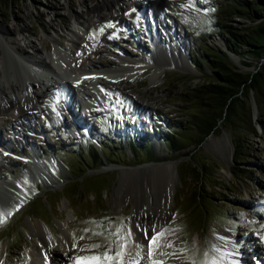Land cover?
<instances>
[{"label":"rangeland","instance_id":"1","mask_svg":"<svg viewBox=\"0 0 264 264\" xmlns=\"http://www.w3.org/2000/svg\"><path fill=\"white\" fill-rule=\"evenodd\" d=\"M81 1L0 0V30L8 28L6 40L22 45L18 23L27 15L30 34L42 41L40 47L52 53L53 38L65 49L69 31L80 29L71 14L80 11ZM169 1L160 8L162 20L172 25L167 33L151 28L149 0H138L118 18L85 17L94 36L87 39L104 41L112 54L90 44L72 61L78 65L97 62L120 75L117 80L111 74L91 81L89 105L75 97L70 100L75 102L73 108L67 95L81 94L84 79L80 83L62 80L26 116L0 114V215L11 213L0 223L3 264H29L35 251L49 253L50 261L41 264H85L77 258L99 256L109 249L115 255L117 243L125 244L123 264L130 252L140 254L144 263L164 253L163 264H206L216 245L210 235L213 229L230 236L238 264L244 260L261 264L257 258L264 257V57L245 56L251 61L245 66L244 58L235 56L234 63L244 72L258 74L256 93L249 91L245 99L251 106L255 133L248 130L242 108L230 125L219 126L197 145L195 131L188 129L197 106L184 95L205 81L209 71L196 68L195 53L203 44L225 52V41L211 31L208 0H192L193 7H187L189 0ZM227 22L238 29L257 23L240 16ZM0 58L6 79L19 83L28 75L44 81L36 72L18 71L20 63L14 62L1 39ZM172 134L180 139L177 151L165 142ZM94 150L100 163L92 157H96ZM150 162L154 165L137 171L141 178L135 183L125 180L135 171L117 167ZM163 164L173 165L177 179L170 211L155 231L173 229L165 240L173 247L156 248L150 257L151 236L144 238L140 249L135 246L132 202L141 193H154V206L163 204L168 180ZM119 173L124 174V184L135 190L115 204ZM37 223L41 236H36ZM129 232L131 237L125 239ZM256 246L260 253H255Z\"/></svg>","mask_w":264,"mask_h":264},{"label":"bare ground","instance_id":"2","mask_svg":"<svg viewBox=\"0 0 264 264\" xmlns=\"http://www.w3.org/2000/svg\"><path fill=\"white\" fill-rule=\"evenodd\" d=\"M126 1L127 3L125 4L123 0H98L97 3L92 4L89 0H82L80 11L71 14V18L80 29L73 32L69 31L68 44L65 49H63L62 46H60V43H58L56 40L53 38L50 39L54 47V51L52 53L50 52V49L46 47H40L42 41L40 39L35 40L30 34V29L26 23L27 15L19 21L20 23H18L19 37H21L20 41L22 42V45L19 42L15 43L14 45L10 44L5 37V35H7L9 32V29L1 28V41L6 45L14 62H18L21 65V68L18 71H22L23 73L24 69H26L36 72L41 76H44V81L43 79L41 81L38 77H30L28 75H25V77L22 76V81L19 83H14L10 79H6L1 69L2 59L0 58V82L2 83L0 86V114L5 113V115H7L9 113L12 116L18 117L20 115V117L25 114L27 115V112H31L36 108L38 99L47 98L52 93H54L56 91L55 85L60 84L59 82L62 80L80 83L82 82L81 80L84 79V85L80 91L81 94L77 92L72 95L67 93V95L70 97L69 101L71 99H75V97H78L80 102L89 105L92 102V94L90 91L91 81L98 82L99 80H104V77L109 75L111 76V74H114L113 76L115 77L113 78L114 80H117L120 75L117 74V71V73H114L115 71L112 70L111 67H102V65H99V63L97 64V62L90 60L87 61L86 64L82 62L78 65L76 62H73L75 61L73 60L75 58L73 55L78 53L81 54L85 47L91 46L90 44H92V46L98 48L100 52H104L111 56V49L108 44H104V41H95L94 43H91L89 39H87V35H89V38L93 36H91L92 34L90 32V25L86 21L85 17L88 14H92L94 20L99 21L105 17L118 18L120 17L122 11L134 7L138 2V0ZM149 2L151 3V6L147 11L151 17V28L155 29L156 31H165L164 33L170 32L172 25L165 23V21L162 20L160 8L170 4L171 2L169 0H149ZM157 37V39L160 40V37ZM24 48L28 50H25ZM47 59L49 60L48 62ZM120 61L123 62V60ZM61 72L65 76H62ZM70 72L72 73L71 75H69ZM22 73L20 74L23 75ZM82 75L88 76L84 77ZM2 79L4 81H2ZM33 88H35V92L34 90L32 91ZM73 96L74 98H71ZM70 102V104L73 105V108H76L74 105L75 102ZM19 123L22 124L23 122L21 121ZM224 141L227 142L226 139H224ZM152 165L154 164H151L150 166ZM150 166H144L143 168L140 167L136 170L130 168L119 169L135 171L130 172V177L128 176L125 178V180H131L133 183H135L141 178V174H137V171H141L144 168ZM108 168L110 171L115 170L113 167ZM161 169L163 170L165 179H168L166 191L164 192L165 195L163 197V204L154 206L155 203L153 204V202L154 198H156V196L152 197L154 193H141L140 197H136L135 201L132 202L133 224L136 233L134 242L135 246L139 249L141 247L140 243L144 242V238H146V233L147 236H152L154 234V230L160 224L161 220L168 215L170 211L169 207L173 203L175 194L174 178L177 179V175L175 176V173L173 172L174 167L172 164H163L161 165ZM123 177L124 174L123 176L120 174L119 185L113 197L115 204H119L127 195L130 196V193L134 192L135 190V188H130V185L124 184L125 180ZM139 198L144 199L143 203ZM65 203L68 204L67 201ZM150 210L151 213H149ZM4 219L5 216H3V220ZM35 229L37 233L36 236H41L40 234H42V232L40 231L41 229L39 223H37V228L35 227ZM210 235L216 245L214 249L210 250L212 255L207 257L206 264H238L236 257L238 253L231 246L230 236L220 229H213ZM250 239L252 243H254L256 240L253 236H251ZM254 251L255 253H260V250L257 246L254 248ZM43 260L50 261L49 253L35 251L31 256V261L29 264H41ZM153 260L165 261L166 256L162 254L157 258L145 263L140 259V254L138 253L130 252L125 257L126 264H152ZM257 260L261 264H264V257H259ZM0 262H2V260H0ZM56 263H58V261H56ZM59 264H66V262L62 261L59 262ZM243 264L252 263L244 260Z\"/></svg>","mask_w":264,"mask_h":264},{"label":"trees","instance_id":"3","mask_svg":"<svg viewBox=\"0 0 264 264\" xmlns=\"http://www.w3.org/2000/svg\"><path fill=\"white\" fill-rule=\"evenodd\" d=\"M205 4H207L211 31L221 35L229 51L240 58L264 57V0H227V2L208 0ZM234 16L257 23L238 29L227 22ZM198 48L199 54L195 53L196 68L207 69L209 73L205 81L184 95L186 100H191L197 106V111L190 117L191 123L188 126L190 131H195L193 137L196 144H201L219 126L230 125L233 119L239 117V110L242 108L246 110L248 130L255 133L251 106L245 104V99L248 98L249 91L253 90L256 93L258 74L242 71L226 52L215 45L203 44ZM242 60L243 65H250L251 61L245 58ZM236 127L243 128L240 125ZM165 142L170 149L175 151L181 149L180 139L173 134L166 136ZM94 152L96 157H92L100 163V155L96 154L95 150Z\"/></svg>","mask_w":264,"mask_h":264},{"label":"snow or ice","instance_id":"4","mask_svg":"<svg viewBox=\"0 0 264 264\" xmlns=\"http://www.w3.org/2000/svg\"><path fill=\"white\" fill-rule=\"evenodd\" d=\"M187 7H193L192 0H189V4L187 5ZM109 27H111V25H109ZM93 38H94V36H93ZM7 215H11V213L8 212V213H4V214L0 215V223L4 222L3 216H7ZM85 231L87 232L88 230L85 229ZM119 231L120 230L117 229V233H119ZM173 231H174L173 229H168V228L161 229L158 232H156L154 230V234L151 236V238L149 240V245H148V255L150 257L153 255V252L155 251L156 248H160V247L172 248L173 247V243L171 241L165 242L167 234L170 232H173ZM93 235H99V233H93ZM146 236H147V233H146ZM130 237H131V232L127 233V236L125 237V239L130 238ZM83 238L84 237L82 236L81 239H83ZM92 247L99 248L100 245H93ZM124 247H125V244L117 243L115 255H110L109 253H110L111 249H109V250L101 253L99 256L77 258V260L83 261V262H85V264H123V257H124L123 249H124ZM178 251L184 252L186 250L185 249H179ZM162 254H164V253H162ZM172 255H175V253H172ZM205 255H207V253H205ZM0 264H2V262H0ZM152 264H163V262L153 260ZM192 264H196V262L192 261ZM202 264H204V262H202Z\"/></svg>","mask_w":264,"mask_h":264},{"label":"water","instance_id":"5","mask_svg":"<svg viewBox=\"0 0 264 264\" xmlns=\"http://www.w3.org/2000/svg\"><path fill=\"white\" fill-rule=\"evenodd\" d=\"M221 36V35H220ZM222 38V37H221ZM222 40H224L223 38H222ZM225 41V40H224ZM224 44H225V52H226V54L228 55V57L235 63L236 62V57H235V55L231 52V51H229V49L227 48V46H226V43L224 42ZM151 164H153L152 162H150V163H145V164H141V165H135V166H130V167H126V166H123V165H118L117 167L118 168H130V169H133V170H136V169H139L140 167L141 168H143L144 166H150ZM120 173H121V171H120ZM119 173V174H120ZM118 181H119V176H118ZM118 185V184H117Z\"/></svg>","mask_w":264,"mask_h":264}]
</instances>
